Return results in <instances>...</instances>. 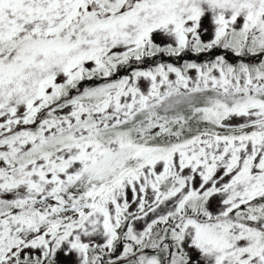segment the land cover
I'll use <instances>...</instances> for the list:
<instances>
[{"label":"snow or ice","instance_id":"1","mask_svg":"<svg viewBox=\"0 0 264 264\" xmlns=\"http://www.w3.org/2000/svg\"><path fill=\"white\" fill-rule=\"evenodd\" d=\"M0 264H264V0H0Z\"/></svg>","mask_w":264,"mask_h":264}]
</instances>
